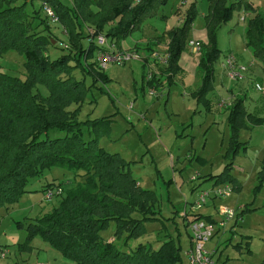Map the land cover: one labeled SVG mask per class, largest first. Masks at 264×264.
I'll use <instances>...</instances> for the list:
<instances>
[{"label": "trees", "instance_id": "trees-1", "mask_svg": "<svg viewBox=\"0 0 264 264\" xmlns=\"http://www.w3.org/2000/svg\"><path fill=\"white\" fill-rule=\"evenodd\" d=\"M168 1L0 0V54L19 51L27 68L24 79L0 70V207L9 208L18 202L30 191V180L42 176L46 169L62 167L74 173L73 180L44 184V188L62 185L64 192L49 212L18 221L19 227L27 232L21 247L32 248V239L41 236L76 264H183L182 245L173 238L157 249L140 242L128 250L117 243L116 238L125 233L124 242L142 236L147 231L146 223L159 218L154 209L158 195L155 190L139 185L132 161L100 144V136L111 130V117L86 121L77 118L88 90L99 80L103 83L109 80L97 63L101 48L97 34L105 33L119 45ZM43 3L55 9L70 40L68 47H61L65 52L56 58L50 53L58 47L59 39L49 25ZM228 3L209 0L205 16L207 40L205 46L201 45L202 76L194 96L208 110H211L208 94L214 89L216 76L214 63L221 55L217 34L235 11L249 13L246 46L251 48L264 74V11L247 0ZM198 13L193 4L185 24L169 30L165 43L169 66L162 75H168L171 82L180 70L179 61ZM161 38L166 37H157V43H161ZM85 40L90 42L88 47ZM79 68L92 77L91 84H87L84 75L76 77ZM246 97L241 96L226 107L231 131L226 157L230 161L222 172L208 177L215 183L231 182L237 188L241 185L232 173L231 159L246 147L240 140V132L248 127V120L256 124L264 122V118L247 110ZM51 131L56 135L50 136ZM259 181L262 186L264 156ZM191 217L188 226L194 219L212 221L201 213ZM111 222L115 223L114 235L105 237L102 230ZM260 264H264V259Z\"/></svg>", "mask_w": 264, "mask_h": 264}, {"label": "rangeland", "instance_id": "rangeland-1", "mask_svg": "<svg viewBox=\"0 0 264 264\" xmlns=\"http://www.w3.org/2000/svg\"><path fill=\"white\" fill-rule=\"evenodd\" d=\"M64 1L71 3L70 0ZM234 1L237 0H228V4ZM247 1L253 2L264 11V0ZM45 4L48 3H43V10ZM193 4L199 13L194 19L188 38L193 39L191 41L200 37L207 40L203 31L206 21L203 13L209 9V0H169L155 16L145 19L140 29L119 43L121 49L130 52L137 50L140 56L125 64L109 61L103 68L109 80L106 83L99 80L88 90L77 113L80 121L103 116L113 119L109 134L100 136V144L110 151L120 152L131 160L133 174L142 187L153 189L158 195L157 208L161 209L159 218L146 223L147 231L142 236L129 238L124 242L127 237L125 233L122 237L116 238L117 243L128 250L140 242L148 243L157 249L162 242L173 238L177 243L181 241L183 244L181 252L184 263L190 237L188 218H183L181 211L184 210L185 204H188L187 199L195 197L192 195L193 186L201 187L200 189L210 186L211 180L199 184L200 175L203 177L218 174L230 161L226 157L231 134L226 107L233 101V97L231 93L230 95L222 90V83L233 84L235 95L246 94L247 107L251 109L250 111H256L258 108L256 112L264 118V91L259 92L255 89L256 83L264 82V74L251 48L246 46L249 13L244 10L235 11L232 19L223 24L217 34L221 55L214 63L216 90L208 95L212 100L211 110L203 103H199L194 96L195 87L199 85L202 76L200 67L202 51L196 50L189 39L183 50V65L181 64L173 81H170L168 75L162 77L160 82L153 86L157 94L150 93L152 88L150 89L147 84V77L154 73L155 62L147 52V43L151 40L153 42L159 36H165L166 38H161L164 46L161 51L166 50L165 43L169 30L185 24L187 13ZM243 15L247 16L245 20L241 19ZM49 23L59 39L58 47L50 53L56 58L65 52L61 47L65 44L69 46L70 40L65 33L66 29L60 23V18L57 22L49 19ZM98 35L107 37L105 33ZM109 41L118 46L115 40ZM89 43V40H85L86 47ZM162 45L160 48H163ZM246 47L247 51H244ZM155 49H158L157 46ZM230 52L235 53L239 60L243 56V62L249 66L250 74L246 81L225 78L222 72L223 62ZM147 57L149 63L145 60ZM0 70L24 79L27 73L24 55L16 50L0 54ZM75 75L82 78L84 73L79 68ZM84 76L87 84L93 82L91 76ZM239 86H244L245 91L239 92L237 90ZM39 87L44 93L47 92L44 86ZM247 122L251 128H244L240 132V140L246 147L241 148L231 160L242 185V188L236 187V190L242 189L235 192L238 204H247L252 208L240 219L236 229L238 232L231 231L229 227L224 229L221 227L220 233L211 239L212 244H219L213 259L215 264H259L264 258V184L261 186L259 181L264 155V122L261 124L251 120ZM55 135L54 131L50 132V136ZM73 177L72 171L62 167L46 169L42 176L30 180L28 185L30 191L23 194L18 202L9 208L0 207V248L9 250L7 258L2 259L0 255V264H76L41 236L33 238L31 243L34 246L33 250H20L19 245L24 242L26 231L24 227L18 225V221L47 213L58 204L59 196L50 201L45 199V183L66 182L73 180ZM114 229L115 223L111 222L108 228L102 230V234L110 237L114 235ZM240 241L241 248L235 245Z\"/></svg>", "mask_w": 264, "mask_h": 264}, {"label": "built area", "instance_id": "built-area-1", "mask_svg": "<svg viewBox=\"0 0 264 264\" xmlns=\"http://www.w3.org/2000/svg\"><path fill=\"white\" fill-rule=\"evenodd\" d=\"M44 12L47 15L48 19L52 22H57L59 20L58 15L54 9L48 4L44 5ZM247 16H241L242 20H245ZM98 45L101 47L97 53V63L104 68L109 61H117L122 64L127 63L133 58H137L140 54H137V50L130 52L123 50L117 46L116 43L109 41L104 35L96 36ZM190 44L195 46L196 50L201 49V42L199 41H190ZM65 47L68 45L65 44ZM156 60L161 59L159 53H154ZM168 58V57H167ZM166 58V59H167ZM249 70V66L245 63L239 61L237 55L233 52H230L226 55V59L223 62L222 72L224 75L229 77L232 80L240 81L246 78V73ZM154 73H150L147 77V80L154 78ZM255 89L259 92L264 91V82L256 83ZM155 88L153 87L150 90L151 94H157ZM233 185L230 183H221L216 184L212 188H203L198 193V197L194 202H189L187 204V209L182 214L184 217H189L199 212L201 208L207 205L210 201L215 200L216 198H226L230 196L233 192ZM45 199L53 200L56 196H61L64 192L62 185H53L48 186L44 190ZM220 215V220L215 223L203 218L191 220L189 223V228L191 231V246L187 251L188 255V264H214L212 252L209 251L206 247V243L210 241L216 234L217 224L220 227H224L230 220L237 217V210L230 208L228 206H220L218 209ZM189 219V218H188ZM9 250L7 248H0V255L2 257H7Z\"/></svg>", "mask_w": 264, "mask_h": 264}, {"label": "crops", "instance_id": "crops-1", "mask_svg": "<svg viewBox=\"0 0 264 264\" xmlns=\"http://www.w3.org/2000/svg\"><path fill=\"white\" fill-rule=\"evenodd\" d=\"M208 12V11H207ZM207 12H205V13H203V15H204V17L206 16V14H207ZM165 17H166V15H165ZM196 29V28H195ZM194 29V30H195ZM197 30V29H196ZM203 31H204V36H207V34H206V32H207V26H206V21H205V27L203 28ZM198 37H200V36H198ZM157 39V38H156ZM156 39H154L153 40V42H152V40L150 41V43H147V52H148V54H150L151 55V57L153 58V61L155 62V70L153 71L154 72V79L152 78V79H150V80H147V84L150 86V89L151 88H153V86H155V84L156 83H159L160 82V80H161V78L162 77H164L165 75H162V71L163 70H165L166 68H168V66H169V53H168V51L167 50H164V51H161L162 49H164V46L162 45V43H157V41H156ZM194 39H196L195 41H206V39H202V37H200V38H194ZM191 40H193V39H191ZM119 45H121V44H119ZM136 45H137V47L139 46L138 45V43H136ZM163 46V48H160V46ZM150 46H153L154 48L153 49H150ZM157 46V48L158 49H155V47ZM120 47V46H119ZM156 51V52H155ZM244 51H247V47L244 49ZM154 53H159L160 55H161V59H159V60H156V58L154 57L155 55H154ZM168 57V58H167ZM182 57H183V55H182ZM181 57V59H180V61H179V64L181 65L182 64V61H183V59L184 58H182ZM238 57V56H237ZM167 58V59H166ZM242 59H240V60H242V61H240V62H242V63H244L243 62V60H244V58H243V56L241 57ZM238 59H239V57H238ZM145 60H146V62L147 63H149V57H147V58H145ZM183 65V64H182ZM153 69V68H152ZM249 74H250V71L248 70V73H247V76H246V78H245V80L244 81H246L247 79H248V76H249ZM216 75V74H215ZM225 76V78H227V79H230L229 77H227L226 75H224ZM156 79H159V82L156 80ZM230 80H232V79H230ZM215 81H216V76H215ZM236 84V83H235ZM197 87V86H196ZM196 87H195V89H196ZM214 89L216 90V87H215V82H214ZM214 89L211 91V92H213L214 91ZM222 90L224 91V92H227L228 94H232V97H233V101L235 100V99H237V98H239V97H241L240 96V94L239 95H235V87H234V85L232 84V85H228L226 82H223L222 83ZM239 92H241V91H245L244 90V86H239V88L237 89ZM210 92V93H211ZM209 93V94H210ZM208 94V95H209ZM230 94V95H231ZM242 96H246V94L245 95H242ZM209 98V97H208ZM210 99V98H209ZM253 100V99H252ZM211 101V103H212V100H210ZM233 101H231L229 104L231 105L232 104V102ZM255 101V100H254ZM246 102H247V97H246ZM246 102H245V104H246ZM246 108H247V110L250 112V113H252L253 115H256L257 117H260L259 115V113L258 112H256L257 110H258V108H256V111H250L251 109L249 108V107H247V105H246ZM249 108V109H248ZM251 126H256V125H251ZM246 128H251L250 127V125H248V127H246ZM264 156V155H263ZM126 158V157H125ZM127 159V158H126ZM263 159V158H262ZM127 160H129V159H127ZM131 161V160H130ZM133 171V170H132ZM237 169L236 170H234V167H233V171H232V173L237 177V179L239 180V177H238V175H237ZM134 173V172H133ZM209 175H214V174H208V175H206V176H203L202 177V175H200L201 176V180H199V184L200 183H202L203 181L205 182V181H208V180H211V183L209 184L210 186L209 187H205V188H212L214 185H216V184H221V183H215V181L214 180H212V179H209L208 177H209ZM199 175H198V178L200 177ZM197 179V178H196ZM48 183V182H47ZM139 183V185H141V183L140 182H138ZM226 183H230V184H232L233 185V188H234V190H233V192H232V194L230 195V196H228V197H226V198H221V199H219V198H216L215 200H213V201H210L207 205H206V207L204 206L203 207V209L204 208H207V210H204L203 211V209L202 210H200L198 213H201V214H203V215H205V216H210V218L212 219V221L213 222H215V223H217L219 220H220V215H219V213H218V209H219V207L220 206H228V207H230V208H233V209H236L237 210V212H238V214H237V217H235L234 219H232V220H230L224 227H223V229L225 228V227H229V229L231 230V231H235V232H238L236 229H238V225H239V222H240V219H242L243 218V215H244V213L242 214V212L246 209V208H252V206H248L247 204H245V205H240V204H238V197L236 196V193L235 192H240L241 190H236V186L233 184V183H231V182H226ZM240 183V182H239ZM46 184V183H45ZM204 185H205V183H204ZM241 185V184H240ZM142 186V185H141ZM208 186V185H207ZM194 187H196L195 189H194ZM201 187H198L197 188V186H193L192 187V195H195V197L194 198H188L187 199V201L186 202H194V200H196L197 199V197H198V193L200 192V189ZM204 188V189H205ZM241 188H242V185H241ZM45 189V188H44ZM147 189H149V188H147ZM253 208H254V206H253ZM154 209L159 213V214H161V209H158L157 208V204L154 206ZM186 209H187V203L185 204V207H184V210H182L181 211V213L183 214L184 213V211H186ZM249 209V210H250ZM179 211V210H178ZM159 214H157V216L159 217ZM29 218H31V217H29ZM183 218H186L187 219V217H183ZM189 219H191L192 217L191 216H189L188 217ZM206 220V219H205ZM209 221H211V220H209ZM211 221V222H212ZM218 226H219V224H217ZM188 228H189V226H188ZM220 226H219V228H217V230H216V234H218V233H220ZM233 228V229H232ZM228 230V229H227ZM26 231V230H25ZM223 232H225V231H223ZM26 236H27V232H26ZM189 245H188V247L190 248V246H191V231H190V228H189ZM25 240H26V238H25ZM24 240V241H25ZM33 240V239H32ZM23 243V242H22ZM31 243H32V241H31ZM242 241H240V242H237V244H235V245H240V248L242 247ZM180 244L182 245V249H183V244L181 243V241H180ZM32 245V244H31ZM207 249L209 250V251H211L212 252V256H213V259L215 258L214 257V254L217 252V250L219 249V244L218 243H213L212 244V241L210 240V241H208L207 242ZM19 249L20 250H24V251H31V250H33V248H34V246L32 245V248H25V247H21L20 245H19ZM188 248V249H189ZM188 249L186 250V261H185V263L183 262V264H186V262H187V264H188V255H187V251H188ZM58 251V250H57ZM61 253V252H60ZM62 254V253H61ZM63 255V254H62ZM8 257V256H7ZM7 257H1L2 259L3 258H7ZM220 257V253H219V255H218V258ZM264 259V258H263ZM262 259V260H263ZM261 262V261H260ZM40 264H42V263H40ZM214 264H215V261H214ZM260 264V263H259Z\"/></svg>", "mask_w": 264, "mask_h": 264}]
</instances>
